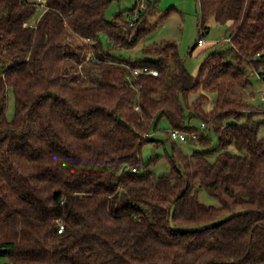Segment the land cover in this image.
<instances>
[{
    "label": "trees",
    "instance_id": "16d2710c",
    "mask_svg": "<svg viewBox=\"0 0 264 264\" xmlns=\"http://www.w3.org/2000/svg\"><path fill=\"white\" fill-rule=\"evenodd\" d=\"M197 1L189 53L209 18L227 24L229 46L193 75L174 41L144 46L150 60L110 53L152 29L155 1L108 20L111 0H44L36 18L38 2L0 0V264H264V111L248 103L249 72L264 83V0ZM73 37L90 49L93 82L67 80ZM143 65L157 75L133 76ZM162 118L216 147L184 154L169 135V170L145 169Z\"/></svg>",
    "mask_w": 264,
    "mask_h": 264
},
{
    "label": "rangeland",
    "instance_id": "374dc122",
    "mask_svg": "<svg viewBox=\"0 0 264 264\" xmlns=\"http://www.w3.org/2000/svg\"><path fill=\"white\" fill-rule=\"evenodd\" d=\"M39 3L38 11L34 17H38L39 13L44 9V0H34ZM156 2L157 11L155 15L149 18L148 26L151 25L152 29L148 31L137 43L133 49L129 50H110L111 54L122 57L124 59L142 60L152 59V57L145 55L142 52L144 46L152 43H160L163 41H174L177 45L178 52L183 59L185 68L190 74H196L204 55L210 51L217 49H224L229 46L228 43L223 41L227 32V24L217 23L213 18H209L205 22L208 27L204 30L203 40L204 45L196 46L195 49L189 53L191 47L194 45L198 36V25L200 19V4L197 0H111L106 9V19L110 20L114 15L119 12L122 13L123 19L129 20L134 16V12L139 9H145L149 2ZM137 3V8L133 13L130 8ZM161 13H167L166 17L158 22ZM31 22H34L32 19ZM104 44L107 40L101 36ZM71 47L69 48V57L66 62V69L68 71L67 80L75 84L88 83L96 80L97 74L89 69L86 60L91 57L90 49L85 41L80 38H71ZM249 80L252 95H249L248 103L253 109H263L264 102L261 97L264 94V83L256 72H249ZM212 102L214 95H209ZM206 108H209L206 106ZM14 112V97L12 92L8 91V101L5 110V117L11 119ZM258 119L264 120V112L257 116ZM193 124L198 125L196 120L192 121ZM263 128L260 129V134L263 133ZM171 128L168 121L162 118L157 123V128L151 131L149 138L141 150L142 164L145 169H148L155 174H160L169 170V162L167 155L172 152L173 141L169 139ZM175 145L182 150L184 154H191L193 151H204L216 147L217 140L214 135H211V142L203 144L196 139L184 141L175 140ZM231 151H235L233 147ZM142 165V166H143ZM198 199L211 206H219L218 200L208 194L206 191L201 190L197 194Z\"/></svg>",
    "mask_w": 264,
    "mask_h": 264
},
{
    "label": "built area",
    "instance_id": "2783aa9c",
    "mask_svg": "<svg viewBox=\"0 0 264 264\" xmlns=\"http://www.w3.org/2000/svg\"><path fill=\"white\" fill-rule=\"evenodd\" d=\"M137 12L138 11L134 12V16L132 17V20H134L136 18ZM204 43L205 42H204L203 38H201V39H199L197 41V45L198 46H202V45H204ZM131 72H132V75L133 76H135L137 74H150L152 76H156L157 75V70L156 69H151V68H149L148 66H145V65H143V66H136V67L132 68ZM261 101L264 102V94L261 97ZM170 138L172 140H174V141L175 140L184 141L186 139V137H185V135L183 133L178 132L176 130H171V132H170Z\"/></svg>",
    "mask_w": 264,
    "mask_h": 264
}]
</instances>
